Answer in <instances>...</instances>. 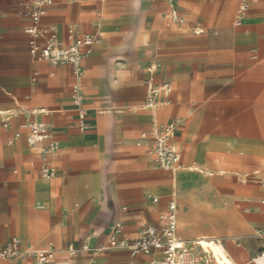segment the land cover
I'll use <instances>...</instances> for the list:
<instances>
[{
  "label": "crops",
  "instance_id": "0c3cea01",
  "mask_svg": "<svg viewBox=\"0 0 264 264\" xmlns=\"http://www.w3.org/2000/svg\"><path fill=\"white\" fill-rule=\"evenodd\" d=\"M241 2L52 0L40 23L60 43L67 44L71 26L79 36L99 37L77 81L68 64L29 54L32 0H0V248L17 238L21 252L0 264H36L35 253L47 250L55 252L52 264L159 261L157 252L105 249L91 260L64 251L88 236L90 247H106L115 222L129 242L145 226L160 229L170 202L178 240L219 243L233 264H257L264 185L240 178H264V0H250L239 14ZM171 10L183 23L169 20ZM149 86L170 90L153 111L143 109ZM30 122L45 124L50 140L29 144ZM171 122L181 168L166 171L150 154V141L137 142ZM49 142L58 144L49 158L57 175L42 178L39 154ZM202 175L223 178L226 201L203 200L196 190L206 182Z\"/></svg>",
  "mask_w": 264,
  "mask_h": 264
},
{
  "label": "built area",
  "instance_id": "2783aa9c",
  "mask_svg": "<svg viewBox=\"0 0 264 264\" xmlns=\"http://www.w3.org/2000/svg\"><path fill=\"white\" fill-rule=\"evenodd\" d=\"M172 4L175 0H164ZM250 0H242L239 6V14L247 9ZM33 10L29 14L31 26L25 29V33L31 38L29 44V54L38 61H45L52 65L68 64L74 73L77 81H80L81 62L89 53L94 43L99 42L98 35L79 36L73 26L69 27L66 33L67 44L64 45L57 40L55 30L48 26L41 25V18L52 5V0H32ZM172 23L181 24L183 19L178 16L176 11L171 10L168 14ZM77 86L73 88L74 105L79 120H83L85 110L80 106L81 96L78 94ZM165 97L170 90L167 87L161 89L149 86L145 101L144 110L153 111L159 105L160 92ZM168 104V100L164 101ZM6 123V121H4ZM28 130L27 142L34 144L42 141H49L51 135L47 126L43 123L30 122L24 126ZM175 131V123L154 127L150 132L141 133L137 146H141L150 141L149 152L153 156L157 166L166 171H175L181 168L180 153L173 146L172 139ZM150 136V139H149ZM58 149V144L49 142L48 145L40 150L41 168L39 174L42 178H53L57 175L56 170L50 166L49 158ZM158 199L152 198V203L157 204ZM176 207L173 202L168 203L166 211L162 216L163 225L160 229L154 226H145L140 237L134 241L121 239L122 224L115 222L109 230L107 246L102 248H92L88 245L91 236L79 247L70 246L66 248L65 255L69 258L80 254H89L91 260L105 249L119 250L129 254L150 255L155 252L161 254L159 261H152L149 264H210V257L199 242L185 243L176 237ZM256 236L264 240V229L257 232ZM200 249V251L197 250ZM21 252L19 250V240L11 238L0 248V262H14ZM55 259V252L52 250L38 251L35 253L36 264H52ZM254 261L257 264H264V250L256 255ZM88 264H91L88 262Z\"/></svg>",
  "mask_w": 264,
  "mask_h": 264
},
{
  "label": "rangeland",
  "instance_id": "374dc122",
  "mask_svg": "<svg viewBox=\"0 0 264 264\" xmlns=\"http://www.w3.org/2000/svg\"><path fill=\"white\" fill-rule=\"evenodd\" d=\"M205 19L209 20L210 18H205ZM232 19H233V14L227 18L226 22H231ZM151 70H153V66H152ZM156 88H158V90H159V88H161V87H156ZM167 89H169V88L167 87ZM160 95H163L162 91L160 92ZM189 168H192V166L189 167ZM261 169H264V163H263V166L261 167ZM183 174H184V172H181L180 176L183 177ZM260 174H261V172H260ZM201 177L203 179H205L206 182H202L200 184V186L198 188H196V190H200L201 195L203 196V200H205L206 202L210 201L209 202L210 205H212V203H211L212 201L211 200L213 199V197H218L222 201H226L228 194H227V192L221 191L220 187H219V183L223 180V178L216 177V176H214V177H210V176L204 177L203 175ZM234 179H237V178H234ZM240 179L244 180V181H252L253 184L258 185V186H261L262 184L264 185V178L263 177H258V175H256L255 177H247V178H240ZM181 183H182V178H181L180 184ZM196 184H197V182H196ZM179 227L181 228V225H178V228ZM210 235H215V234L211 233ZM198 236H199V234L196 235L195 238L198 237Z\"/></svg>",
  "mask_w": 264,
  "mask_h": 264
},
{
  "label": "bare ground",
  "instance_id": "6f19581e",
  "mask_svg": "<svg viewBox=\"0 0 264 264\" xmlns=\"http://www.w3.org/2000/svg\"><path fill=\"white\" fill-rule=\"evenodd\" d=\"M202 246L204 248L208 247L210 249V253L212 254L216 264H233L227 252L224 250V248L219 243H210V244L202 243Z\"/></svg>",
  "mask_w": 264,
  "mask_h": 264
}]
</instances>
